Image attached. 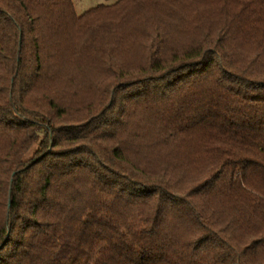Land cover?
Segmentation results:
<instances>
[{
  "label": "trees",
  "instance_id": "1",
  "mask_svg": "<svg viewBox=\"0 0 264 264\" xmlns=\"http://www.w3.org/2000/svg\"><path fill=\"white\" fill-rule=\"evenodd\" d=\"M0 264H264V0H0Z\"/></svg>",
  "mask_w": 264,
  "mask_h": 264
},
{
  "label": "rangeland",
  "instance_id": "2",
  "mask_svg": "<svg viewBox=\"0 0 264 264\" xmlns=\"http://www.w3.org/2000/svg\"><path fill=\"white\" fill-rule=\"evenodd\" d=\"M116 0H73L75 11L77 14H81L88 9H91L98 4L110 5Z\"/></svg>",
  "mask_w": 264,
  "mask_h": 264
}]
</instances>
